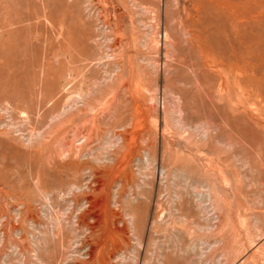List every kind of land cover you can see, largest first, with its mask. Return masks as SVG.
I'll return each mask as SVG.
<instances>
[{
	"label": "rangeland",
	"instance_id": "1",
	"mask_svg": "<svg viewBox=\"0 0 264 264\" xmlns=\"http://www.w3.org/2000/svg\"><path fill=\"white\" fill-rule=\"evenodd\" d=\"M0 264H264V0H0Z\"/></svg>",
	"mask_w": 264,
	"mask_h": 264
}]
</instances>
